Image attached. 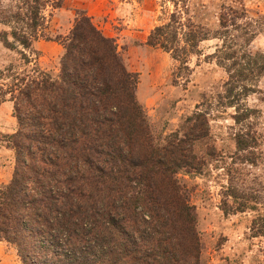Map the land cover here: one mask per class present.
<instances>
[{"label": "trees", "instance_id": "1", "mask_svg": "<svg viewBox=\"0 0 264 264\" xmlns=\"http://www.w3.org/2000/svg\"><path fill=\"white\" fill-rule=\"evenodd\" d=\"M39 5L27 8V32H11L23 48L41 28ZM203 38L170 13L146 44L179 68ZM60 43L54 79L25 80L5 67L15 130L5 135L13 166L0 188V240L21 264H200L194 206L176 175L203 166L194 145L207 139L205 116L195 112L181 134L159 141L112 37L79 11ZM262 220L251 222L253 234H264Z\"/></svg>", "mask_w": 264, "mask_h": 264}, {"label": "rangeland", "instance_id": "2", "mask_svg": "<svg viewBox=\"0 0 264 264\" xmlns=\"http://www.w3.org/2000/svg\"><path fill=\"white\" fill-rule=\"evenodd\" d=\"M39 3L41 28L29 48H23L11 32L29 30L32 0H0V188L13 166L5 135L15 130L5 67L25 80L39 72L54 79L63 52L60 39L82 11L114 39L125 69L136 75L134 97L154 138L181 134L184 120L195 112L205 116L207 139L194 145L203 166L176 175L194 206L200 264H264V234L250 230L253 220L264 223V0ZM170 13L205 33L179 68L169 52L146 44L149 31ZM236 203L244 207L236 208ZM0 264H21L2 240Z\"/></svg>", "mask_w": 264, "mask_h": 264}]
</instances>
